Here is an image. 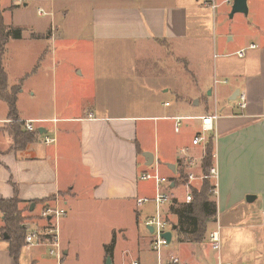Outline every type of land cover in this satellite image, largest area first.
<instances>
[{"label":"crops","instance_id":"0c3cea01","mask_svg":"<svg viewBox=\"0 0 264 264\" xmlns=\"http://www.w3.org/2000/svg\"><path fill=\"white\" fill-rule=\"evenodd\" d=\"M233 1L216 0L215 9H211L208 0H0L5 25L22 31L21 39H9L6 44L3 68L9 86L16 87L23 79L35 76L38 82L35 90L28 88L27 92L21 83L16 97L17 121H39L34 124L38 136L15 149L6 129L12 121L8 120L6 103L0 100V200L16 196L20 211L28 218L25 223L32 227L44 225L39 215L45 206L66 209L59 234L60 264L72 256L74 264H105L107 258L113 264L112 256H107L104 249L112 242L117 264L133 260L156 264L157 257L151 258L152 233L145 226L155 212L154 204L138 207L135 202L136 198H152L155 186L138 177L156 168L168 179L171 202L162 206L161 213L175 225L176 218L169 212L171 204L173 200L184 203L192 190L201 189L206 156L200 148L192 147L182 133H190L192 140L201 126L195 119L214 112L221 116L216 122V139L212 141L213 134H209L219 170L213 195L219 246L233 245L231 240L245 233L260 234L258 223L264 214V0L247 1V15H251L253 26L241 22L246 30L243 43L231 48L218 40L213 45L219 62L213 63L208 83L198 81L185 93L161 82L166 74L154 67L165 56L188 64L192 61L190 54L203 64L210 49L209 28L216 24L211 11L226 5L231 9ZM57 17L63 22L58 24ZM83 31L86 32L80 33ZM81 34L84 41L73 38ZM233 40L234 35L229 42ZM95 42L128 45L134 51L61 59L58 56L59 50L76 45L91 47ZM250 45L256 48L250 49ZM14 46L26 61L18 64L21 70L16 76L8 66L9 51ZM31 47L36 52L29 57ZM141 47L144 51L138 54ZM241 50H245L244 56L232 61ZM142 59L154 65L140 72L138 61ZM207 72L208 68H202V76ZM149 81L156 83L149 88V101H153L146 103L152 108L149 111L111 114L113 109L143 105L137 101L121 105L99 96L111 93L114 84L122 90L128 87L138 91L143 82ZM168 94L181 105L176 111H169L171 105L163 99ZM240 94L246 96L244 110L237 106ZM21 101L27 103L28 111H21ZM176 117L189 119L179 132H174ZM45 137L53 139L51 145L43 143ZM183 148H189L190 155L202 160L192 169L197 179L189 187L181 183L175 187L171 179L181 170L185 177L188 173L179 157ZM209 226L210 232L217 228ZM3 227L0 212V264H56V259L41 246L22 248L14 259L8 252L6 237L1 236ZM221 229L228 232L223 234ZM171 232L176 243L173 251L178 257L175 253L167 257L174 255L184 264H207L211 251L217 252L215 264H263L258 262L264 260L261 251L255 256L253 251L241 255L237 244L233 255L240 257L233 259L232 254H226L222 261L220 248L209 243L208 237L201 248L177 243L176 232Z\"/></svg>","mask_w":264,"mask_h":264},{"label":"rangeland","instance_id":"374dc122","mask_svg":"<svg viewBox=\"0 0 264 264\" xmlns=\"http://www.w3.org/2000/svg\"><path fill=\"white\" fill-rule=\"evenodd\" d=\"M216 0L214 2V4H216ZM217 5V4H216ZM213 13V15L215 16V20H216V24L214 27V24L211 28H209V52H207L204 60H203V64L198 62L196 60V58L194 56H192L189 52L188 55L191 58V62H187L186 61H179L177 60L176 57H169V56H165L163 59L157 61V65H155V68H159L161 71H163V73H165V79L161 80L166 82L168 85L171 86H176V88H178V90L184 91L185 93H189V91H191L193 89V86L199 81H202L203 83H208L211 77V71L213 68V63L214 62H219V54L218 51L215 50L214 51V46L215 43L220 42L221 44L227 46V47H231L234 48L236 47L238 44L243 43V41L246 38V30H244V26L242 27L241 22H245L244 24H247L248 22H250V26H253V19L251 18V15H243V14H239V13H235L233 14V17H231L230 12L231 9L228 5L224 6L222 9H217V10H213L211 11ZM34 14V13H33ZM32 16V14H30ZM41 19V17H40ZM46 20V18H44ZM58 24L62 21L59 17L56 18ZM68 21H73V17H68L67 18ZM63 22V21H62ZM86 31L80 32V33H84ZM24 35H26L25 31L23 32ZM55 35H57L55 33ZM234 35V40L232 42H229V38ZM58 36V35H57ZM84 35H78L77 37L74 36L73 38H77V40H82L84 41ZM217 46V45H216ZM134 51V49H130V47L128 45L124 46V45H120V44H102L99 42H95V44L93 46H80V48L76 45L74 48L71 49H65V50H59L60 51V55L59 58H73V57H80L81 55H114L116 53H122L125 54L126 52H130V51ZM192 50V49H191ZM34 51L36 52V48H30V54L29 57L31 56L32 53H34ZM65 51V52H63ZM142 51H144V48L141 47V49H138L137 52L138 54H141ZM10 56H8V66L11 70V74H14V76H16L17 74H20V72H18L20 69V67H18V64L21 62L22 58L21 56H19V52L17 50V48L11 47L10 48ZM237 56H234L231 58L232 61L237 60L236 58ZM22 62H26L23 61ZM236 62V61H235ZM115 62H113L112 64H114ZM139 64V69L140 72L142 71V69L144 67H149L154 65V63H152L151 60L148 59H142L138 61ZM208 68L210 70L209 74L208 72L204 74V76H202V68ZM202 76V77H201ZM220 80V79H219ZM18 82V81H17ZM160 82V80L158 81ZM157 82V83H158ZM13 83V81H12ZM22 86L25 87V92H27L28 88H32L35 90L36 86H37V78L32 77L31 79L26 78L22 80ZM218 83V82H217ZM14 84H18V83H14ZM156 84L155 82L149 81V82H143L141 84V89L140 90H129L128 87L125 88V90H122V87H120L119 84H114L112 87V92L108 93V94H102L99 95L101 96L103 99L104 98H108L109 101H114V102H119V104L121 105H126V104H134V102H136L137 104L143 105L140 108H135V107H130L128 109H113V111H111V114L113 113H128V112H143V111H149L150 109H152L151 107H147V105L151 102H153L152 100L149 101V97L151 95V91L149 88H152L153 85ZM210 84L214 85V82H210ZM210 85V86H211ZM212 85V86H213ZM219 87V86H218ZM72 98V97H69ZM163 99L166 100L167 102L170 103V107L168 108L169 111H176V108H180V103L179 101H176L175 99L171 98V96L165 95L163 96ZM51 101V98L49 99ZM148 103V104H146ZM146 105V106H145ZM138 107V106H137ZM19 108H21V111H28V105L26 102L20 103ZM179 113V112H178ZM188 121H183V125L184 123H186ZM1 126V125H0ZM34 126V124H33ZM183 130V127L181 128V131ZM182 136H185V138L187 139V141L191 142L190 139V133H187L186 135H184L182 133ZM157 137L160 138V130L157 131ZM2 143V131H0V144ZM149 184V183H148ZM150 185V184H149ZM148 185V187H150ZM151 188V187H150ZM149 188V189H150ZM184 194V191L182 192V194H180V197L178 200H181L182 196ZM149 206V205H148ZM40 208H37V212ZM255 213H258V211L254 210ZM223 219V215H221L218 219L219 224H221V221ZM260 222L258 223L260 225V234L258 235V233H254V234H244V236H239L236 237L234 239H232V244L233 245H228V244H222L221 243V248H220V258L222 260V258H224V255L226 254H234L236 248H238L237 244L240 245V253L242 254H246L250 251H253L254 254L253 256H255V254H259V252L261 251V254L264 255V214L259 218ZM209 228L210 229H215L217 227L216 223H211L209 224ZM242 228V226H241ZM222 230V233H227V230ZM240 230V229H239ZM243 234V233H242ZM175 237V235H174ZM173 237V239H174ZM172 239V240H173ZM239 239V240H238ZM167 244V246H165L163 248V252H162V257H161V262H166L168 257L167 255L169 253H175V251H173L176 247V243L175 240H173ZM206 240V239H205ZM106 247H104L105 249V254H106ZM113 252V251H112ZM154 253V252H153ZM215 255H217V252L215 251H211L209 253V255H207V264H215ZM111 261L113 264H117V260L116 257L114 256V254L112 253L111 255ZM156 256V254L154 253V255L151 256V258H156L153 257ZM176 256L178 257V255L176 254ZM234 257H232L233 259H238L240 257V255L235 254L233 255ZM73 258L75 259V257L72 256L71 259H67L65 261L64 264H71V263H75V261L73 260ZM223 261V260H222ZM153 262V261H151ZM150 262V263H151ZM259 263H263L264 264V260L260 259L258 261ZM157 264V263H156ZM235 264V263H232ZM236 264H247V262H239Z\"/></svg>","mask_w":264,"mask_h":264},{"label":"trees","instance_id":"16d2710c","mask_svg":"<svg viewBox=\"0 0 264 264\" xmlns=\"http://www.w3.org/2000/svg\"><path fill=\"white\" fill-rule=\"evenodd\" d=\"M21 29L11 28L5 25L2 18V11L0 8V100L6 103L8 108V120L12 121L6 129H8L9 136L12 139L14 148H21L26 143L33 141L38 136V130L35 132H28L24 129V122H18L17 117V94L20 92L21 83L16 87H10L7 80V73L3 68L5 56L7 54L6 44L9 39L18 41L22 38ZM213 144L211 139L205 150V159L202 165L205 179L202 182L200 190H192L190 203H180L173 200L170 207V214L176 218V224H171L168 218L165 220L175 227L177 243L197 244L201 248L204 247V241L210 231L208 226L217 221L216 202L213 199L212 189L213 185L208 179L209 168L212 165ZM176 178L171 179L173 186L179 183L186 184L187 179L184 173L179 172ZM20 202L15 196L14 198L0 200V212L3 216L4 227L1 231V236L6 237L9 244L8 252L14 259L20 255V251L24 244L25 230L22 226L28 218H25L23 212L20 211ZM113 242L107 246L106 254L111 257L113 251Z\"/></svg>","mask_w":264,"mask_h":264},{"label":"built area","instance_id":"2783aa9c","mask_svg":"<svg viewBox=\"0 0 264 264\" xmlns=\"http://www.w3.org/2000/svg\"><path fill=\"white\" fill-rule=\"evenodd\" d=\"M215 0H208V5L211 9H215ZM41 15L42 11H38ZM250 49L256 48L255 45H250ZM245 54V50L238 51L236 53L237 57L242 58ZM226 84V81H223ZM237 106L244 110L246 109V96L245 94H240L239 101ZM220 115L217 112H214L209 115H205V117H199L195 120L201 123L200 132L192 137L191 146L198 147L202 150V153L205 152L206 147L209 143V134H213L212 141L216 138V122L220 119ZM183 121H189V119L176 117L173 119L174 124V132H179L181 126L183 125ZM39 123L36 122H24V129L28 132H35L36 128H34L33 124ZM53 139L45 137L43 143L46 145H51ZM212 165L209 168L208 179L212 182L213 189L212 195H216V182L219 177V170L216 166V154L212 153ZM179 157L184 162L185 168L188 170L186 174L187 183L186 185L189 187L190 183L197 179L195 173L192 169L196 168L199 161L202 158H197L189 154V148H183L179 151ZM202 179H205V176H202ZM139 181H152L155 186V193L152 198H136L135 202L138 207H142L146 205L148 202H153L155 212L153 216L145 222L146 228L152 229V243L151 248L157 257L158 264H184L179 258L174 255H170L166 262H161L163 248L167 246L166 240L162 237V234L166 231L171 232L172 226L165 220L162 216L161 209L164 204L170 203L171 196L169 194V190L171 188L170 182L167 178L160 175L159 171L155 168L152 173L145 172L140 174L138 177ZM191 195H187L185 197V202L190 203ZM67 216V211L65 208L54 205V206H45L42 209V212L39 215V219L44 221V225L39 227H32L30 224L24 223L22 228L25 230L24 234V244L23 248H33V247H45L48 251L50 257L56 259V264H60L62 258V250H61V240H60V226L63 220ZM208 242L217 246V250H219L220 246V230L217 227L215 230L211 231L208 234ZM130 264H140L138 261L133 260ZM218 264H232L230 262H218Z\"/></svg>","mask_w":264,"mask_h":264},{"label":"water","instance_id":"95a60500","mask_svg":"<svg viewBox=\"0 0 264 264\" xmlns=\"http://www.w3.org/2000/svg\"><path fill=\"white\" fill-rule=\"evenodd\" d=\"M247 1L248 0H234L232 8H231V12H230L231 17H233V14H235V13H239V14H243V15L247 16ZM39 132H40V130H39ZM147 156L151 157L149 155H147ZM33 210H34V205L31 204L30 212H32ZM174 230H175V227H172V231H174ZM150 232L152 233L151 228H150ZM162 237L166 240L167 244H169L171 242V239H172V232L166 231L165 233L162 234ZM105 264H110V258L106 259Z\"/></svg>","mask_w":264,"mask_h":264}]
</instances>
